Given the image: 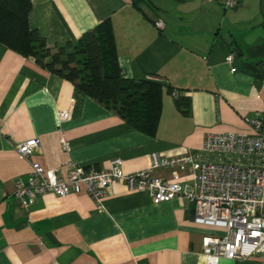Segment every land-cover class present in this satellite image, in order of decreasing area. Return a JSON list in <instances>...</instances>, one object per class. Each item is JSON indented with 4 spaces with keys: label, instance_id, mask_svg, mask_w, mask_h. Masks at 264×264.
I'll return each instance as SVG.
<instances>
[{
    "label": "crops",
    "instance_id": "obj_1",
    "mask_svg": "<svg viewBox=\"0 0 264 264\" xmlns=\"http://www.w3.org/2000/svg\"><path fill=\"white\" fill-rule=\"evenodd\" d=\"M31 1L30 28L51 49L110 19L124 77L162 82L163 110L149 135L34 56L0 42V264H205L202 241L211 231L194 222L195 204L182 196L155 203L149 192L114 182L100 211L85 190L46 193L25 206L15 185L28 180L31 161L66 176L77 164L106 168L121 156L124 170L136 171L153 152L201 147L208 132H253L246 117H264L262 0H239L234 8L221 0ZM229 53L234 65L225 61ZM168 87L190 97L191 114L176 108ZM62 109L71 111L69 119L60 120ZM34 137L40 148L25 158L16 145ZM155 174L193 180L186 170ZM219 264H264V255Z\"/></svg>",
    "mask_w": 264,
    "mask_h": 264
},
{
    "label": "built area",
    "instance_id": "obj_2",
    "mask_svg": "<svg viewBox=\"0 0 264 264\" xmlns=\"http://www.w3.org/2000/svg\"><path fill=\"white\" fill-rule=\"evenodd\" d=\"M221 1L226 8L239 4V0ZM155 24L164 27L161 19ZM225 61L234 65L235 55L229 53ZM172 94L178 96L179 91ZM58 116L61 121L69 119L71 111L59 110ZM246 120L253 132H208L201 147L170 156L153 152L150 164L136 171H125L121 156L112 158L106 168L77 164L66 176L31 161L28 180L18 179L14 195L31 206L46 193L66 196L85 190L102 211L112 184L124 182L131 191L149 192L155 203L180 196L194 202V222L211 231L202 241L200 258L205 264H219L221 258L245 260L264 255V117L257 112ZM40 145L39 137H34L17 143L16 150L29 159ZM63 147L68 148V143ZM158 168L172 169L175 177L180 171H189L193 180L169 181L155 174Z\"/></svg>",
    "mask_w": 264,
    "mask_h": 264
},
{
    "label": "trees",
    "instance_id": "obj_3",
    "mask_svg": "<svg viewBox=\"0 0 264 264\" xmlns=\"http://www.w3.org/2000/svg\"><path fill=\"white\" fill-rule=\"evenodd\" d=\"M140 0H134L137 2ZM264 11V0H262ZM31 0H0V42L38 64L75 82L86 94L114 110L133 127L155 136L163 110L164 84L151 79L125 78L119 63L113 25L105 19L76 41L56 49L31 29ZM172 93L173 89L167 88ZM176 108L191 114V99L179 92Z\"/></svg>",
    "mask_w": 264,
    "mask_h": 264
}]
</instances>
